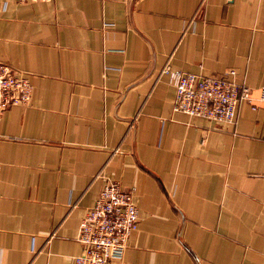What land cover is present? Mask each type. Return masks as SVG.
I'll return each mask as SVG.
<instances>
[{
  "label": "crops",
  "instance_id": "1",
  "mask_svg": "<svg viewBox=\"0 0 264 264\" xmlns=\"http://www.w3.org/2000/svg\"><path fill=\"white\" fill-rule=\"evenodd\" d=\"M0 61L33 86L0 116V264H74L107 180L139 209L108 264H264V0H0ZM167 64L253 100L175 111Z\"/></svg>",
  "mask_w": 264,
  "mask_h": 264
},
{
  "label": "built area",
  "instance_id": "2",
  "mask_svg": "<svg viewBox=\"0 0 264 264\" xmlns=\"http://www.w3.org/2000/svg\"><path fill=\"white\" fill-rule=\"evenodd\" d=\"M162 72L175 86L174 110L190 116L235 123L241 100H253L252 89L236 80L233 69L203 74L176 70L167 64ZM32 91L29 76L0 61V116L10 107L30 104ZM260 99L264 101V89ZM138 223L134 190L124 188L118 180H107L80 222L77 239L83 251L74 256V264H108L122 259Z\"/></svg>",
  "mask_w": 264,
  "mask_h": 264
}]
</instances>
